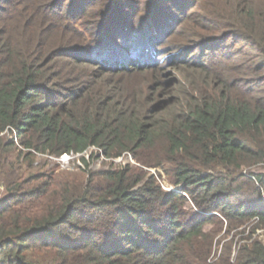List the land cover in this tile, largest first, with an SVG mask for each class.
Listing matches in <instances>:
<instances>
[{
  "label": "trees",
  "instance_id": "trees-1",
  "mask_svg": "<svg viewBox=\"0 0 264 264\" xmlns=\"http://www.w3.org/2000/svg\"><path fill=\"white\" fill-rule=\"evenodd\" d=\"M263 165L264 0H0V264H264Z\"/></svg>",
  "mask_w": 264,
  "mask_h": 264
},
{
  "label": "rangeland",
  "instance_id": "rangeland-1",
  "mask_svg": "<svg viewBox=\"0 0 264 264\" xmlns=\"http://www.w3.org/2000/svg\"><path fill=\"white\" fill-rule=\"evenodd\" d=\"M235 44V49L237 50V48H239L240 46H242L243 44H241L239 41L237 40H233L230 38L229 41L224 42V44L218 49V51L214 54H211L212 56L215 57H219V58H226L227 56L230 55V51L232 50V48L234 47ZM234 60V59H233ZM62 62V61H61ZM236 64H234L232 66V68H235ZM66 68V69H65ZM56 70L62 73L61 77H59V79L57 80V82L59 83V86H61V88L59 89L62 93L66 92V90H70L71 88H73L74 83L72 81V77H75L77 75H79V80L82 79H86L89 76H93L92 73L91 75L89 73H77L78 71H76L75 74L71 73V70H73L72 66H66L63 64H60L58 67H56ZM87 70V69H85ZM93 79V78H92ZM106 79H110V76H105L103 80ZM99 82H101V80H98ZM113 82V80H112ZM94 153H98V151L94 150V149H89L88 152H86L85 154L81 155H67V157L62 156L60 158H45V156H38L37 160H36V164H45L47 163L48 166L47 169H53L56 168L59 171L62 172H67V173H72V174H80L84 173L83 176H86L89 172H98V171H102V170H106L109 169L111 167L110 165V161L106 160L103 155L101 153L95 154ZM84 157L85 159H87L89 166L86 167L83 163L81 158ZM113 163V167L115 168L116 166H122L124 164H134L132 161V158L130 155H125L122 158L116 159L112 161ZM118 168V167H116ZM258 171L260 172H264V165L261 166L260 168H258ZM150 174L155 175L156 172L155 170H151ZM158 182L162 185L164 190L167 189H172L170 186H168V180L164 179ZM254 237H257L259 240H261L264 243V231L260 230L257 231V233L255 234Z\"/></svg>",
  "mask_w": 264,
  "mask_h": 264
},
{
  "label": "built area",
  "instance_id": "built-area-1",
  "mask_svg": "<svg viewBox=\"0 0 264 264\" xmlns=\"http://www.w3.org/2000/svg\"><path fill=\"white\" fill-rule=\"evenodd\" d=\"M92 149L96 150L95 148H92ZM65 157H67V156H65Z\"/></svg>",
  "mask_w": 264,
  "mask_h": 264
}]
</instances>
